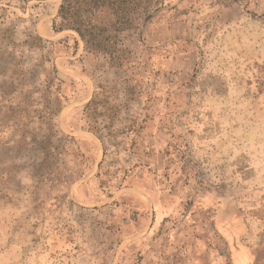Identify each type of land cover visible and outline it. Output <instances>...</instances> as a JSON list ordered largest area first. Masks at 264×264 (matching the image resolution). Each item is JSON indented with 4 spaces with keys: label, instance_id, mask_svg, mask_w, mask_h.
<instances>
[{
    "label": "rangeland",
    "instance_id": "rangeland-1",
    "mask_svg": "<svg viewBox=\"0 0 264 264\" xmlns=\"http://www.w3.org/2000/svg\"><path fill=\"white\" fill-rule=\"evenodd\" d=\"M60 1L0 0V264H264V0H163L120 68Z\"/></svg>",
    "mask_w": 264,
    "mask_h": 264
},
{
    "label": "trees",
    "instance_id": "trees-1",
    "mask_svg": "<svg viewBox=\"0 0 264 264\" xmlns=\"http://www.w3.org/2000/svg\"><path fill=\"white\" fill-rule=\"evenodd\" d=\"M162 3L163 0H61L53 26L56 30H74L86 52L101 55L109 67L120 68L130 60L129 44L142 41L137 38L138 21L148 18ZM97 104L96 99H91L86 108L94 112Z\"/></svg>",
    "mask_w": 264,
    "mask_h": 264
}]
</instances>
